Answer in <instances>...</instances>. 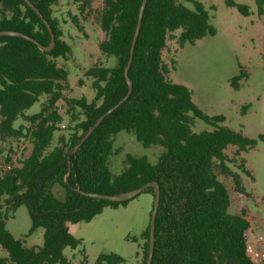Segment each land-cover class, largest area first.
I'll use <instances>...</instances> for the list:
<instances>
[{
    "label": "trees",
    "instance_id": "obj_1",
    "mask_svg": "<svg viewBox=\"0 0 264 264\" xmlns=\"http://www.w3.org/2000/svg\"><path fill=\"white\" fill-rule=\"evenodd\" d=\"M29 1L51 25L56 43L46 52L26 39L0 36L2 150L12 152L13 143L19 140L32 144L30 155L21 158L19 165L6 155L8 166L0 174V245L7 252V256H0V264H72L65 250L78 249L81 240L71 233L70 224L89 223L105 208L126 206L131 201L112 202L85 193L116 195L152 182L161 188L152 264H264V257L256 263L248 251L247 232L252 227L249 212H230L229 189L219 177L230 178L236 192L244 194L241 173L230 168L226 150L236 146L240 156L257 142L221 126L224 118L208 117L193 102L186 86L170 80V69L163 60L169 35L178 30L180 47L216 35L206 7L195 0H185L193 4V9L180 0H148L126 76L143 0H104L100 28L106 37L99 49L115 58L116 65L94 66L86 72L96 90L94 101L89 102L65 94L69 74L57 60H68L71 47L63 39L61 23L54 15L61 0ZM66 1L78 4L82 14L89 5L88 0ZM256 4L263 15L264 0H256ZM227 5L249 15L247 5L231 0ZM72 23L79 27L76 17ZM0 31L23 33L43 47L51 44L43 20L24 0H0ZM246 77V70L240 68L232 85L238 89ZM129 81L132 91L128 99L74 153L97 120L127 96ZM42 96L47 101L40 112L26 115ZM61 101L65 114L58 108ZM65 117L69 133L59 135L54 145ZM20 118L23 122L16 126ZM197 119L213 130L194 132ZM124 131L134 134L146 148L162 147L157 162L127 154L124 169L114 175L109 164L113 137ZM260 140L264 142V136ZM239 170L251 175L244 163ZM56 185L65 190L63 200L53 192ZM145 192L155 198L154 188ZM22 206L32 220L29 235L39 228L44 230L41 247H27L7 229V220ZM141 238L142 257L137 264H146L150 224ZM94 264H126V259L103 253Z\"/></svg>",
    "mask_w": 264,
    "mask_h": 264
},
{
    "label": "rangeland",
    "instance_id": "obj_2",
    "mask_svg": "<svg viewBox=\"0 0 264 264\" xmlns=\"http://www.w3.org/2000/svg\"><path fill=\"white\" fill-rule=\"evenodd\" d=\"M202 3L210 13V23L216 29V35L206 37L195 45L180 47L178 38L181 31L169 35L163 60L170 69V80L186 86L192 92L193 102L208 117H222L221 126H226L243 136L253 139L257 144L237 156L238 148L229 146L226 155L231 160L230 168L241 173L245 193L236 192L233 181L219 174L231 196L230 212L240 214L246 209L252 222L247 232L248 251L254 262L260 263L264 257V14L260 15L256 0H231L249 7V15H242L237 8L229 7L230 0H195ZM87 11L82 14L79 5L61 0L54 8V15L59 19L64 32L63 39L71 47L68 60L59 58V66L68 71L65 91L70 98H86L94 101L96 90L93 79L86 72L94 66L113 67L116 59L105 56L99 44L105 39L100 28V19L104 9V0H88ZM186 7L193 9V4L180 0ZM78 19L79 27L72 23ZM174 63V67H173ZM244 68L247 77L236 89L232 79ZM47 97L42 96L35 105L25 112L26 115L39 113ZM61 114H65V103L59 102ZM68 118L56 133V140L61 134L69 132ZM23 119L16 122L19 126ZM194 132L212 131L213 127L197 119ZM0 142V151L2 150ZM113 155L110 167L118 175L125 167L127 154L137 157L146 156L156 163L164 149L160 146L144 147L132 133L121 132L113 137ZM12 152L0 155V174L8 166L6 155L15 165L21 158H26L32 151V144L27 140L15 141ZM9 151V149H8ZM244 163L251 175L240 172L239 165ZM53 192L57 198H65V190L56 185ZM154 198L150 193H141L126 206L107 207L102 214L91 222L70 224L71 233L81 240L78 249L67 248L65 255L72 264H94L99 255L115 253L126 259V264H137L142 257L143 240L141 235L150 224ZM32 220L28 209L20 207L14 216L7 220L8 231L21 239L27 247H41L44 243V230L39 228L29 235ZM0 256L7 252L0 245ZM85 260V263H83Z\"/></svg>",
    "mask_w": 264,
    "mask_h": 264
},
{
    "label": "water",
    "instance_id": "obj_3",
    "mask_svg": "<svg viewBox=\"0 0 264 264\" xmlns=\"http://www.w3.org/2000/svg\"><path fill=\"white\" fill-rule=\"evenodd\" d=\"M24 1L26 2V4L30 8H32L38 14V16L43 20L44 24L46 25L47 29L49 30L50 35H51V44H50V46L49 47H43L35 39L29 37L28 35L20 33V32L0 31V36H12V37L23 38V39H26L28 41H31V42L37 44L38 47L41 50L46 51V52H50L55 47V43H56L55 34L53 32V29H52L51 25L43 17L41 12L29 0H24ZM147 2H148V0H143L141 8H140V13H139V18H138V22H137V27H136V31H135V34H134V38H133V42H132V46H131V51H130V60H129L128 66L125 69L126 76H127L128 70H129V68L131 67V64H132L133 55H134V48H135V44H136V41L138 39V36H139V33H140V29H141V26H142V20H143V16H144V12H145V9H146ZM129 86H130V88H129V92H128L127 96L119 104H117L116 106L112 107L110 110H108L105 114H103L97 120V122L83 136V138L81 139L80 143L75 148L74 153L77 152V150L81 147V145L100 126V124L103 122V120L108 115L113 113L119 107V105L121 103H124L128 99V97H129V95H130V93L132 91V83H131V81H129ZM148 188H154V190H155V198H154L153 210H152L151 221H150L149 252H148V259H147V262H146V264H152L153 256H154V249H155V225H156L157 213H158L159 206H160V201H161V188H160V185L157 182H152V183L146 184V185H144V186H142V187H140L138 189L131 190V191H128V192H123V193L116 194V195H106V194H99V193H85V196L90 197V198L108 200V201H112V202H126V201L133 200L135 197H137L139 194H141L142 192H144Z\"/></svg>",
    "mask_w": 264,
    "mask_h": 264
}]
</instances>
